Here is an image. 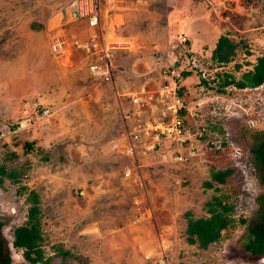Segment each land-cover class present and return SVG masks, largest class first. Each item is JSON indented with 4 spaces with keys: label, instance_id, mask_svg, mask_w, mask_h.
<instances>
[{
    "label": "rangeland",
    "instance_id": "obj_1",
    "mask_svg": "<svg viewBox=\"0 0 264 264\" xmlns=\"http://www.w3.org/2000/svg\"><path fill=\"white\" fill-rule=\"evenodd\" d=\"M66 2L0 0V165L7 172L0 176V216L13 262L32 264L12 242L33 190L51 264H74L54 254L55 246L84 257L85 264H144V255L158 250L165 238L173 243L171 264H264V256L249 259L245 252L248 228L264 215L258 198L264 194V166L251 152L264 138V82L218 91L225 74L237 80L264 55V0H98L100 21L91 29L62 16ZM38 23L40 30L33 27ZM220 35L237 47L232 60L217 67L211 52ZM93 36L116 47L113 85L93 78L74 44ZM181 37L189 44L182 45L183 58H199L208 78L220 76L208 85L192 69L179 81L186 103H202L198 117L187 113V121L206 124L216 146L183 163L172 162L170 153L159 179L134 181L143 171L125 153L129 144L119 114L126 98L117 96L118 67L128 62L125 71L150 76L151 83L136 86L145 115L157 120L162 75L152 57ZM57 41L63 44L54 53ZM125 48L136 55H126ZM217 148L220 153L214 154ZM229 165L235 167L231 183L205 185L212 169ZM117 191L123 193L120 200ZM215 195L227 197L232 221L217 241L199 249L186 240L183 214L206 215Z\"/></svg>",
    "mask_w": 264,
    "mask_h": 264
},
{
    "label": "built area",
    "instance_id": "obj_2",
    "mask_svg": "<svg viewBox=\"0 0 264 264\" xmlns=\"http://www.w3.org/2000/svg\"><path fill=\"white\" fill-rule=\"evenodd\" d=\"M98 7V0H67L61 12L62 16L64 15V18L70 21H83L87 27L94 28L100 21ZM95 39L94 36L88 37L81 41L76 40L74 44L83 52L87 68L93 78L113 85L116 47L100 44L101 40L97 42ZM179 40L167 52L152 57L159 65L162 75V84L158 88L157 98L163 104V108L156 115H159L158 119L156 120L154 115H152L153 118L145 115L140 93V95L137 92L129 93L127 104H124V107L121 106L120 112L124 120V133L129 144L125 149V153L133 159L139 146L138 143L146 140H149L146 149L151 150L153 153L157 149V153H161L162 159L165 160H167L165 149L169 145L174 146L176 149L172 152L171 160L178 163L187 162L189 159L198 157L205 149L212 151L216 146L211 139L206 124L195 125L196 122L187 121V113L190 114L192 119L198 117L200 109H202V103H195L197 107H194L195 104L190 106L189 103H186L179 92L181 88L179 81L182 75H187V72L192 69H195L200 75L199 78L208 85H211V81L213 85L220 76L214 73L208 78L210 73H208L207 67L202 65L199 58L189 57L187 60L183 58L187 54L182 45L186 46L187 38L181 37ZM61 44H63V41L54 43V53L59 52ZM213 64L217 66L215 63ZM184 72L185 74H183ZM166 141L168 146H164ZM132 164L133 167L139 165L136 159L133 160ZM129 174L130 168L125 172L126 176ZM172 245L170 239H163L158 246V250L144 255L146 261H144V264H171L168 252Z\"/></svg>",
    "mask_w": 264,
    "mask_h": 264
},
{
    "label": "trees",
    "instance_id": "obj_3",
    "mask_svg": "<svg viewBox=\"0 0 264 264\" xmlns=\"http://www.w3.org/2000/svg\"><path fill=\"white\" fill-rule=\"evenodd\" d=\"M35 29H39V24H33ZM187 45L188 39H187ZM237 43H235L228 35H220L216 42L215 47L211 52L212 62L220 66L232 60ZM185 74V72L183 73ZM264 82V55L258 56L252 68L247 70L242 76L235 80L230 74H225L219 92L224 93L225 87L233 85L238 89L255 88ZM26 146L30 149L31 142H25ZM27 148V149H28ZM252 160L264 166V138L256 143L252 148ZM220 149L214 151V154H219ZM235 172V167L226 166L225 168L212 169L210 173V180L205 181L207 187H214L215 183L229 184L232 181V175ZM7 174L5 165H0V176ZM13 177L15 173H10ZM2 177L0 178V183ZM217 189V187H216ZM226 196L215 195L212 201L207 203V213L203 216H194L193 211L187 210L184 212L186 218L185 236L189 244L197 246L199 249H206L210 244L217 241L222 230L227 228L232 221L230 213L232 205L227 203ZM260 203L264 205V194L259 197ZM26 201L29 204L26 218L24 222L16 226L13 230L14 240L12 244L22 250L23 257L29 263H43L51 264V258L46 257L43 248V234L41 229L40 208L38 205V194L33 190L28 192ZM3 219L0 216V264H16L12 260L10 248L7 239L2 233ZM250 238L245 245V252L249 259H255L264 256V215L260 222L248 228ZM54 254L59 255L61 258L72 259L74 264H85L86 259L81 256L74 255L69 249L62 246H55ZM246 257V258H247ZM81 261V262H80Z\"/></svg>",
    "mask_w": 264,
    "mask_h": 264
},
{
    "label": "crops",
    "instance_id": "obj_4",
    "mask_svg": "<svg viewBox=\"0 0 264 264\" xmlns=\"http://www.w3.org/2000/svg\"><path fill=\"white\" fill-rule=\"evenodd\" d=\"M73 22H78V23H83V24H85V26L87 27V25H86V23H84L83 21H73ZM39 25H40V28H39V30L43 27V25L42 24H40V23H38ZM87 28H89V27H87ZM91 29V28H90ZM140 44L139 43H137V48H139L140 46H139ZM135 48V47H134ZM126 49L125 48V50H128V51H126L127 52V54L126 55H136L135 53H136V50L135 49ZM55 55V54H54ZM144 61V60H143ZM127 63V65H129L128 64V62H126ZM126 63H125V65H123V66H121V67H118V76H119V78H120V82H121V85H122V91H121V93H118L117 92V96H118V94L120 95L121 94V96L124 98H126V101L125 102H123L122 103V101L120 100V96H119V98H117L118 99V103L119 104H127V101H128V97H127V95L129 94V93H134V92H137V93H140L141 92V90H139L138 88H137V84H139L140 86H141V88H143V87H145L146 86V84H148V83H151V81H150V76L147 74V72H142V73H140V76H138V74L137 75H132V72H131V70L130 69H128V71H125L124 70V68H127L126 66ZM127 70V69H126ZM158 90V89H157ZM142 94V93H141ZM122 99V98H121ZM122 106V105H121ZM120 115V117H121V120H122V122L121 123H123V117H122V115L121 114H119ZM167 143V144H166ZM166 143L164 144V146H168V142L166 141ZM141 147H140V149H136V154H135V158L134 159H136V160H138V166H139V170L140 171H143L142 173H141V175H137V174H135V176L136 177H134V181L137 179V180H139V181H141L142 179L141 178H146V176H148V178H147V180L149 181V183H150V180L153 182V181H156L157 179H159V178H157V175H159V170L161 171L162 169H165V168H162L161 166H164V163L166 164L167 163V161L165 160V159H162V155H161V153H159L158 152V154H156V155H154L155 153H153L151 150H147L146 148H148V146L145 144V145H140ZM172 145H169L168 146V148H166L165 149V152H166V158L167 159H170V158H168L169 156H170V153H172L176 148L174 147V146H172ZM145 147V148H144ZM170 147V148H169ZM138 148V147H137ZM158 155V156H157ZM131 164L133 163V158L131 157ZM140 159V160H139ZM171 160V159H170ZM173 162V161H172ZM129 164H127V166H128ZM150 172H152L153 174L152 175H154V176H151L150 177ZM159 172V173H158ZM162 173V172H161ZM160 173V174H161ZM124 180V179H123ZM145 180V179H144ZM135 183V182H134ZM143 184L145 185V183H144V181H143ZM134 185H137V184H133V187L132 188H134ZM146 186V185H145ZM136 187V186H135ZM137 190V193L139 194L140 193V195L141 194H143V190H141V189H138V188H136ZM145 189H146V187H145ZM118 192V193H117ZM116 193V195H118V198H119V200L122 198V197H124L123 196V193L121 192V191H117ZM122 195V196H121ZM147 211V210H146ZM101 232H104V231H101ZM108 233H106L105 232V234L104 235H102V237H104L105 235H107ZM144 238V237H143ZM104 239V238H103Z\"/></svg>",
    "mask_w": 264,
    "mask_h": 264
},
{
    "label": "bare ground",
    "instance_id": "obj_5",
    "mask_svg": "<svg viewBox=\"0 0 264 264\" xmlns=\"http://www.w3.org/2000/svg\"><path fill=\"white\" fill-rule=\"evenodd\" d=\"M261 258V257H260Z\"/></svg>",
    "mask_w": 264,
    "mask_h": 264
}]
</instances>
